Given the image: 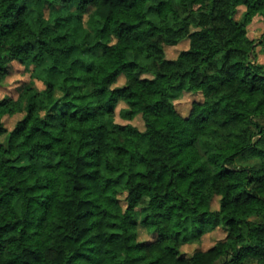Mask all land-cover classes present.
<instances>
[{
	"label": "trees",
	"instance_id": "16d2710c",
	"mask_svg": "<svg viewBox=\"0 0 264 264\" xmlns=\"http://www.w3.org/2000/svg\"><path fill=\"white\" fill-rule=\"evenodd\" d=\"M38 3L59 10L46 18ZM257 15L264 0H0V87L14 62L86 57L0 94V264H264ZM183 91L200 95L186 114L172 99ZM25 109L9 131L3 117ZM216 228L226 236L184 252Z\"/></svg>",
	"mask_w": 264,
	"mask_h": 264
},
{
	"label": "rangeland",
	"instance_id": "374dc122",
	"mask_svg": "<svg viewBox=\"0 0 264 264\" xmlns=\"http://www.w3.org/2000/svg\"><path fill=\"white\" fill-rule=\"evenodd\" d=\"M39 6H42L44 15L46 18H50L53 16L58 10L59 6L57 5H51L49 3H46L42 5L41 3H38ZM246 7L244 5H241L238 7V11L236 14V19L237 20H243L244 13H245ZM88 16H85L82 20V23L75 20L74 23L78 25L81 29V36L85 33V31L88 28V25L86 23V19ZM264 32V21L263 17L261 15H257L256 17L253 18L252 22L248 25V35L255 39L259 40V38L262 36ZM188 47V41L183 42L181 45L177 47H168L167 48V55L170 58L176 57L179 52L182 49H185ZM257 55H258V60L262 63H264V45H258L257 49ZM129 56L131 58H137L140 61H142L145 65H147L150 70L149 71H144L140 70L139 71V76L140 77H154V70H155V65L151 62H149L144 56L130 52ZM86 58L85 55H83L79 51L73 52L69 57L62 58L57 61L53 60H45L41 65L36 66L34 63L30 62L29 63V69H25L24 65H21L18 62H14L11 65L10 72L6 79L4 80L2 86L0 87V94L1 95H11L13 97H17L19 88L22 86L24 82H27L31 79L30 71L36 73L37 75L43 77L44 79L48 80H56L59 79L63 73L64 70L69 66L70 62L75 59V58ZM30 70V71H29ZM123 79H120L118 83L123 82ZM37 86L39 88H43L44 84L41 81L35 80ZM200 95L196 94L192 91H183L179 94H177L175 97H173V101L177 102L178 107L180 111L183 114H186L191 106V103L193 102L194 99L199 98ZM31 100V96L27 99V102ZM37 102L41 105L46 104V98L39 97L36 99ZM123 106L121 103L119 107L117 108V120L119 122H128L123 120L119 114L118 111ZM26 109L22 113H16L13 115H5L3 117V121L5 122L6 126L8 127L9 131H11L17 122L25 115ZM141 129H144V121L141 116H137L134 120L131 121ZM2 142L6 145L8 141V133L4 134L1 137ZM25 162V161H22ZM240 164L242 165H251V166H258V161L255 160H246V159H239ZM139 168H136L135 170H138ZM15 205L19 209L20 208V200H15ZM213 207L218 208L219 207V197H216L213 201ZM140 232V239H151L154 237L152 233H150L144 226H140L139 229ZM198 230L190 228L186 234L187 238L185 240H190L197 234ZM226 236V231L223 228H216L206 235H204L199 241L191 244H187L184 246L183 250L187 254L191 255L196 249H206L213 245L217 240L222 239Z\"/></svg>",
	"mask_w": 264,
	"mask_h": 264
}]
</instances>
